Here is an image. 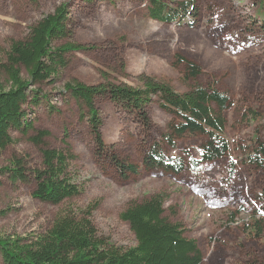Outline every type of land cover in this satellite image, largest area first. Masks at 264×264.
I'll return each instance as SVG.
<instances>
[{"label":"rangeland","instance_id":"obj_1","mask_svg":"<svg viewBox=\"0 0 264 264\" xmlns=\"http://www.w3.org/2000/svg\"><path fill=\"white\" fill-rule=\"evenodd\" d=\"M183 1L190 0H165L172 7ZM191 1L194 22L180 26L151 18L148 0H0V64L13 40L25 38L33 23L68 4V35L53 44L70 42L84 49L68 52L59 77L40 86L45 98L31 107L29 118L34 130L50 132L46 146L60 149L64 139L69 143L77 156L71 166L85 182L79 197L53 205L32 196L33 183L13 184L1 175L0 210L6 212L0 216V236L44 231L61 208L97 202L91 219L98 232L129 247L135 238L120 214L134 202L165 193L163 216L181 223L185 236L196 240L201 264H264V153L259 150H264V25L256 16L258 0ZM185 62L200 73L189 76ZM22 74L27 79L23 69ZM145 76L179 93L200 85L227 94L232 105L221 114L228 152L194 166L192 159H200L206 136H175L170 125L177 119L157 98L146 106V122L105 96L94 102L106 150L99 155L87 116L82 118L88 109L64 92L65 83L142 87ZM1 78L7 87L3 74ZM33 129L10 130L13 142L1 152L0 167L13 156L40 165V150L29 139ZM155 144L180 160L182 169L146 167ZM113 156L136 164L138 173L122 175ZM252 219L262 226L256 237Z\"/></svg>","mask_w":264,"mask_h":264},{"label":"trees","instance_id":"obj_2","mask_svg":"<svg viewBox=\"0 0 264 264\" xmlns=\"http://www.w3.org/2000/svg\"><path fill=\"white\" fill-rule=\"evenodd\" d=\"M148 2L151 18L180 26L194 22L191 0L180 2L176 7L165 0ZM258 4L256 16L264 25V0H258ZM68 18V4L62 3L51 14L33 23L25 38L11 42L5 62L0 64V154L13 142L10 130L27 133L33 129L29 118L31 107L40 105L45 98L40 86L51 84L59 77L67 66L68 52L84 49L82 45L70 42L59 46L53 44L68 35ZM185 65L189 76L196 77L200 73L194 64L185 62ZM1 74L5 76L7 87L2 83ZM64 92L80 108L87 107L82 118L87 116L99 155L106 150L100 130L102 121L94 102L105 96L146 122V106L157 98L159 106L177 119L170 125L175 136H206L208 142L201 149L200 159H192L194 166L221 158L229 150L224 136L226 122L221 112L232 103L229 96L217 88L199 85L179 93L168 83L145 76L142 77V87L86 85L74 80L65 83ZM48 136L50 132L47 130H34L29 137L40 150L39 166L28 165L26 157L13 156L8 165L0 167V176H6L13 184L33 183V197L62 205L83 194L85 182L71 166L77 156L69 143L64 139L63 148H52L45 145L44 139ZM164 138L174 144L169 134H164ZM259 150L264 153L262 148ZM111 158L122 175L138 173L136 164L114 156ZM144 164L148 168L182 169V162L163 153L158 144L151 148ZM166 199L165 193H156L146 200L132 203L120 214V219L127 222L135 238V244L129 247L117 246L98 232L91 219L92 212L98 207L97 202L83 208L70 205L61 208L44 231L24 236H0L2 264H201L203 255L196 240L185 236L181 223L171 222L163 216ZM5 212L0 210V216ZM252 222L251 235L259 236L261 222L258 219H252Z\"/></svg>","mask_w":264,"mask_h":264}]
</instances>
